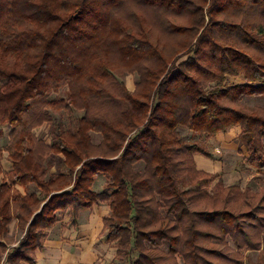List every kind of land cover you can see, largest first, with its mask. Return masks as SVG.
I'll list each match as a JSON object with an SVG mask.
<instances>
[{
  "label": "trees",
  "instance_id": "1",
  "mask_svg": "<svg viewBox=\"0 0 264 264\" xmlns=\"http://www.w3.org/2000/svg\"><path fill=\"white\" fill-rule=\"evenodd\" d=\"M127 1L0 0V129L11 128L13 164L0 184V264H38L58 212L77 217L103 204L106 240L130 264H177L178 254L186 264L222 263L202 244L227 237L241 249L264 245V193L229 186L211 195L222 175L198 169L195 156L213 155L178 135L209 141L240 128L249 164L264 173V111L239 104L264 97V0H140L185 16L166 26L170 43L142 15L134 24L119 16ZM124 69L138 74L135 91L118 82ZM241 76L244 84H227ZM65 85L69 97L51 100ZM72 107L87 111L76 131L59 129L50 147L35 140L50 109ZM50 154L64 170L49 176ZM240 201L250 209L234 210ZM15 220L24 236L9 248Z\"/></svg>",
  "mask_w": 264,
  "mask_h": 264
},
{
  "label": "rangeland",
  "instance_id": "2",
  "mask_svg": "<svg viewBox=\"0 0 264 264\" xmlns=\"http://www.w3.org/2000/svg\"><path fill=\"white\" fill-rule=\"evenodd\" d=\"M142 15L146 18L147 22L151 25L154 32L159 33L163 41H167L170 43L171 40L175 38H170V36L164 33L167 30L166 26L173 21L187 23V19L185 16H174L169 12L164 10L151 8L148 6H144L142 3L140 4V0H128L123 9L119 12V16H122L125 19H129L130 23L134 24L136 22V16ZM166 38H165V37ZM184 60V59H183ZM119 83H124L125 86L131 91H135L136 84L138 82V74L134 72H127L125 69L121 72V75L117 76ZM244 77H228L227 84L230 86L237 84H244ZM70 95V88L65 85L62 86L59 91L54 92L51 100L55 98L67 99ZM91 102V101H90ZM240 105L249 110L259 109L264 111V97H243L240 101ZM51 112V120L50 122H45L40 126H37L33 129V133L35 134L36 139L39 142L42 141V144L45 147H50L53 141V134L56 133L59 129H63L66 131H76L79 126V120L86 116V109H77V108H69L62 109L61 111H54V109L49 110ZM1 137H0V149L3 151L0 157V163L2 168L4 169V175L0 176V184L5 180L9 181L10 176L9 173L12 171L11 168L12 162L9 160V153L6 152L7 147L11 142V128L6 126L0 129ZM226 136L218 139L216 143L210 144V140L207 141L205 138L200 135H195L193 132L180 129L178 131V135L181 137V140L188 145H200L205 150H207L213 158L211 160L214 161V164L218 165L217 173L222 175V182L219 184L218 180L211 186L210 193L211 195H215L220 193L225 187L229 186H238L242 191L250 190L253 191L254 194L264 193V173H260L258 168L252 166L248 162V154L246 149L242 146L241 142V129L240 128H232L227 133ZM228 134V135H227ZM92 142L95 145H99L103 141V136L99 132H90ZM214 139V138H213ZM212 140V139H211ZM49 164L48 175L57 174L64 170L62 165V157H57L52 154L49 155ZM221 165V166H220ZM145 167L144 163H139L136 165V170L143 171ZM13 169V168H12ZM199 169V168H198ZM212 172V171H211ZM225 176V179H224ZM105 177L103 175L99 176L97 182L94 186V189L97 192H101L104 189L105 185ZM31 192H37L35 186L31 187ZM252 192V193H253ZM226 196V195H225ZM224 196V197H225ZM221 198V196H220ZM220 201V200H219ZM255 203H258L257 201ZM219 204V203H218ZM104 205V204H103ZM254 205V202H253ZM256 205V204H255ZM103 207V206H101ZM100 207V208H101ZM236 211H246L249 210V206L246 205L245 201H240L239 204L235 203L232 207ZM82 212V211H81ZM78 213L77 217L74 216L73 210H68L67 212H58L57 217L59 221V225L57 226L56 231H65V230H77L79 221L84 225L85 231L90 230V222H91V212ZM76 221V224L73 221ZM12 230L10 236L7 237L8 246H13L19 243L23 234L21 230H14V226H12ZM248 232L253 235V231L247 228ZM264 233V231H263ZM85 235V234H84ZM90 236L86 235L84 238H88L90 241ZM105 236V235H103ZM263 236H260L258 241H261ZM84 239V240H85ZM87 239V240H88ZM94 241V238L91 239ZM103 244L107 243L106 236ZM71 242V238H69L68 242ZM101 242V240H100ZM110 244V243H109ZM100 249L101 245L97 244ZM203 246H206L209 249H214L222 252V255L226 259L222 263L218 260L212 261L216 264H260V255L261 252H264V245L261 243V247L259 250H248L246 248H239L237 244L231 239V237L223 238L222 240H216L214 242L203 243ZM164 250H169L168 244L163 245ZM105 250H98L97 260L95 264H130V261H120L119 259H114L113 261H109L106 259ZM96 256V255H95ZM136 258V256H134ZM209 256L207 259L209 260ZM175 261L177 264H186L183 257L178 254L175 256Z\"/></svg>",
  "mask_w": 264,
  "mask_h": 264
},
{
  "label": "crops",
  "instance_id": "3",
  "mask_svg": "<svg viewBox=\"0 0 264 264\" xmlns=\"http://www.w3.org/2000/svg\"><path fill=\"white\" fill-rule=\"evenodd\" d=\"M224 136H226L225 133L219 134L217 137L210 140L209 143H216L218 139ZM195 161L197 167L200 170L207 172L212 171L211 173H217L218 165L214 164V161L210 158L197 154L195 156ZM12 168L11 170H13ZM88 212L89 214L91 212L92 216L89 225V231H85L84 225L81 224V221H79L80 225L78 226L77 230L71 231L67 229L65 231H56L57 226L59 225L58 222L55 227L47 231V237L45 239L43 248L36 253L38 264H95L97 260L96 257L98 254V250H105V253L107 254L106 259L109 261H113L116 258V248L113 247V244H109L108 242L103 244L105 242L103 240V238L105 239V236H103V219L105 218V216H108L110 214V207L106 204L97 205L94 206L91 210L82 211L80 213V216L82 213ZM12 226L15 227L14 230L18 229L17 220L13 221L10 225V231L7 237L10 236L11 230L13 228ZM22 234L24 236L23 232ZM89 234H91L90 241L88 238H84V236ZM69 238H71V242H68ZM93 238L94 241L91 240ZM97 244L101 245L102 249H100ZM17 245L18 244L13 246L9 245V248L15 247Z\"/></svg>",
  "mask_w": 264,
  "mask_h": 264
}]
</instances>
